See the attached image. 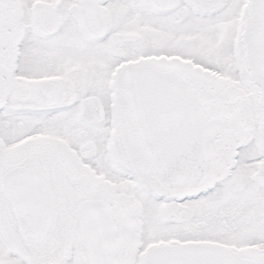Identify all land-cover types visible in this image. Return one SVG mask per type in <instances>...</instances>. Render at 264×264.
I'll return each mask as SVG.
<instances>
[{"label":"snow or ice","instance_id":"snow-or-ice-1","mask_svg":"<svg viewBox=\"0 0 264 264\" xmlns=\"http://www.w3.org/2000/svg\"><path fill=\"white\" fill-rule=\"evenodd\" d=\"M0 264H264V0H0Z\"/></svg>","mask_w":264,"mask_h":264}]
</instances>
